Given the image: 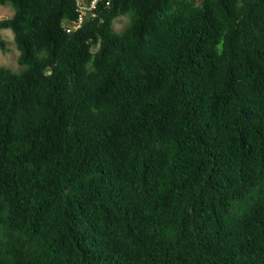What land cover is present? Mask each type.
Segmentation results:
<instances>
[{
  "label": "trees",
  "instance_id": "16d2710c",
  "mask_svg": "<svg viewBox=\"0 0 264 264\" xmlns=\"http://www.w3.org/2000/svg\"><path fill=\"white\" fill-rule=\"evenodd\" d=\"M0 3V264H264V0Z\"/></svg>",
  "mask_w": 264,
  "mask_h": 264
},
{
  "label": "rangeland",
  "instance_id": "374dc122",
  "mask_svg": "<svg viewBox=\"0 0 264 264\" xmlns=\"http://www.w3.org/2000/svg\"><path fill=\"white\" fill-rule=\"evenodd\" d=\"M13 15V8L9 4L0 3V20L7 19ZM129 24L128 16H121L114 22L117 32H122ZM2 40L6 43V51L0 50V66L10 69L13 73H20L24 67L18 64L19 51L14 42V35L9 29L0 31Z\"/></svg>",
  "mask_w": 264,
  "mask_h": 264
},
{
  "label": "built area",
  "instance_id": "2783aa9c",
  "mask_svg": "<svg viewBox=\"0 0 264 264\" xmlns=\"http://www.w3.org/2000/svg\"><path fill=\"white\" fill-rule=\"evenodd\" d=\"M99 0H74L78 18L75 21H64L63 27L68 31H75L88 19L96 17V9Z\"/></svg>",
  "mask_w": 264,
  "mask_h": 264
}]
</instances>
